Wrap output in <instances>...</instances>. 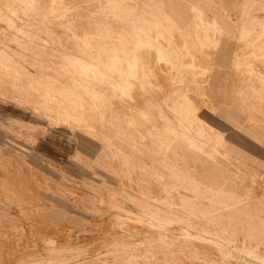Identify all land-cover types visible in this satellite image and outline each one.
I'll use <instances>...</instances> for the list:
<instances>
[{
    "label": "rangeland",
    "instance_id": "1",
    "mask_svg": "<svg viewBox=\"0 0 264 264\" xmlns=\"http://www.w3.org/2000/svg\"><path fill=\"white\" fill-rule=\"evenodd\" d=\"M113 120L164 126L131 161ZM241 134L264 155V0H0V161L31 176L0 191V264H264L223 238Z\"/></svg>",
    "mask_w": 264,
    "mask_h": 264
},
{
    "label": "crops",
    "instance_id": "2",
    "mask_svg": "<svg viewBox=\"0 0 264 264\" xmlns=\"http://www.w3.org/2000/svg\"><path fill=\"white\" fill-rule=\"evenodd\" d=\"M259 43H257V46ZM228 45H224V47H227ZM111 128L113 127L115 132V141L114 145L121 144V145H128V148H124V151L129 153L128 158L132 161V158H143L142 155L145 154L143 152L145 147L149 149L148 144H150L152 141L148 140L145 141V137H149V134H154L162 132L163 128V121L158 120H152V121H141V120H135V121H124V120H113L110 121L109 124ZM136 124L138 130H133L130 124ZM135 126V127H136ZM147 127V130H145ZM153 128H158L157 130H154ZM153 129V131H152ZM83 140V139H82ZM144 140V141H143ZM257 140V141H256ZM258 136H249V135H237V137H232L230 139V142L236 144V148L234 153H236V157L238 159H242L243 162L238 166V168H243V176L241 177L240 183L236 182V192H229L223 190V238H227L228 242H231V240H235L236 236L239 233H242L244 235V242L248 240L250 243L247 246H244L242 249L245 253H247L250 256L259 258L262 255H260L257 250L260 249L261 245H264V190L261 192H254V187L252 183H256L257 187L263 186L264 178H261V174L255 175V177H248L249 169L252 168L250 165L251 161H261V159L264 157V155H261L260 148H259V142H258ZM44 142V141H43ZM144 143V144H143ZM108 144H111V141H108ZM131 144V145H130ZM133 145H140V150L137 147H134ZM118 147V146H117ZM127 149V150H126ZM152 152V151H151ZM158 152V158L161 160L165 157L163 156V152L161 151H155ZM15 155L12 156V155ZM131 154V155H130ZM6 161L1 162L0 165H2L4 170V176L0 177V191L4 193L5 189H9L10 187H14L15 179H18L19 181L26 180L25 183L29 184V180L31 179V176L26 175L19 172V166L24 165L22 160L25 159L23 157L19 158L17 153H10L9 156L5 155ZM17 156V157H16ZM122 155H115L114 158L121 157ZM170 156V155H169ZM166 157L170 159L179 158V153L172 152L171 157ZM257 156L259 158H257ZM0 157L4 160V155ZM147 157V156H145ZM126 158V156H125ZM13 159L14 162L12 164L10 163V160ZM15 160L16 163H15ZM7 161H9L7 163ZM16 167H13V166ZM127 165L126 167L129 168ZM13 167V168H12ZM35 167V166H34ZM8 169V170H7ZM8 171H11L12 175H9ZM251 174V173H249ZM250 179V181H249ZM17 180V181H18ZM252 185V186H251ZM43 195V194H42ZM45 196V195H43ZM15 198L14 196H12ZM16 200V198H15ZM101 200V198H100ZM99 200V201H100ZM101 203V202H100ZM156 222L157 223H164V221H168L171 223H177L180 220L179 215H172L169 219L168 216L164 215V213L161 211V213L157 211L156 215ZM232 237H229V236ZM255 242V246H253V243ZM232 243V242H231ZM234 244V243H232ZM251 244V245H250ZM235 248L236 245H234ZM232 253L224 249L223 246V255L228 257Z\"/></svg>",
    "mask_w": 264,
    "mask_h": 264
},
{
    "label": "bare ground",
    "instance_id": "3",
    "mask_svg": "<svg viewBox=\"0 0 264 264\" xmlns=\"http://www.w3.org/2000/svg\"><path fill=\"white\" fill-rule=\"evenodd\" d=\"M186 93V92H185ZM192 101V100H191ZM177 105V104H176ZM175 108V107H174ZM255 111V110H254ZM156 166V165H155ZM180 227V226H179Z\"/></svg>",
    "mask_w": 264,
    "mask_h": 264
}]
</instances>
